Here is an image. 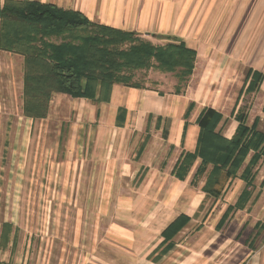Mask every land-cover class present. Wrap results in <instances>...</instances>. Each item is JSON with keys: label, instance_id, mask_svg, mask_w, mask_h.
<instances>
[{"label": "crops", "instance_id": "crops-1", "mask_svg": "<svg viewBox=\"0 0 264 264\" xmlns=\"http://www.w3.org/2000/svg\"><path fill=\"white\" fill-rule=\"evenodd\" d=\"M35 1L81 11L95 22L134 31L158 45L183 40L198 52L194 72L181 94L162 95L148 82H142L144 88L116 84L109 102L56 94L59 100L70 99L80 106L76 110L78 117L99 122L97 137L107 136L109 126L115 130L111 138L113 145L107 147L105 155L104 146L95 147L90 160H84L77 146V159L65 164L78 170L92 160L90 169L95 170L92 176L59 179V184L69 187L108 186L107 190L92 187L90 192L81 187L72 189L78 200L101 202L96 213L101 217L90 232L78 227L83 230L77 232L72 244L63 238L58 241L61 250L67 244L71 247L72 256L81 251L80 256L67 257L66 261L70 259L69 264H200L199 258L210 242L197 244V237L189 243L183 241L191 227H184L172 238L164 234L165 229L182 213L191 216L190 222L200 213L218 214L215 228L221 230L228 221L219 228L221 217L228 206L237 202L246 182L240 178L228 180L222 194L215 198L202 190L205 177L192 182L199 159L185 179L176 177L173 169L183 152H194L199 133L197 120L205 108L224 114L218 129L228 138L236 131L235 113L240 108L248 114L249 124L258 118V129L264 131V0ZM3 2L0 0V6ZM252 40L255 42L244 71L240 60ZM229 41H234L230 47ZM249 69L251 76L247 81ZM254 72L260 73V81L246 94ZM191 103L194 108L186 118ZM120 107L126 109L125 116L118 114ZM118 121H123V126H117ZM256 179L257 176L249 205L233 210L229 217L263 205L264 187L260 186L263 176L259 184ZM230 192L234 196L228 201ZM113 201L118 202L113 205ZM7 216L10 219L0 221V264H64L61 254L57 263L47 258L48 247L56 243L44 236L48 229L40 230V234L38 227L31 230L20 227L14 219L16 213ZM258 222L262 221L254 223L253 233ZM6 223L12 229L4 230ZM247 244L254 252L249 254L250 264L261 262L260 247L251 240Z\"/></svg>", "mask_w": 264, "mask_h": 264}, {"label": "trees", "instance_id": "trees-1", "mask_svg": "<svg viewBox=\"0 0 264 264\" xmlns=\"http://www.w3.org/2000/svg\"><path fill=\"white\" fill-rule=\"evenodd\" d=\"M0 49L23 56V114L34 120L48 116L55 94L109 102L116 84L144 88L137 78L143 70L175 74L178 81L174 93L181 94L194 72L198 54L183 40L158 45L134 31L95 22L81 11L35 0H4L0 6ZM260 78V73L254 72L246 92L256 88ZM193 108L191 103L186 118ZM118 114L125 116L126 109L120 107ZM223 117L211 107L201 112L196 148L183 152L173 169L176 177L185 179L199 159L192 182L205 177L202 190L215 198L228 180L246 182L237 202L221 217L219 228L233 210L245 208L251 199L256 168L264 158V131L258 129V118L249 124L248 115L240 108L235 113L236 131L228 138L218 129ZM123 124L117 122V126ZM190 221L191 216L182 213L164 234L172 238ZM6 226L9 224L3 225L4 230ZM255 228L251 242L256 244L263 237L264 222Z\"/></svg>", "mask_w": 264, "mask_h": 264}, {"label": "rangeland", "instance_id": "rangeland-1", "mask_svg": "<svg viewBox=\"0 0 264 264\" xmlns=\"http://www.w3.org/2000/svg\"><path fill=\"white\" fill-rule=\"evenodd\" d=\"M260 30L261 26L257 31ZM253 42L255 40L248 42L240 60L244 71ZM233 43L234 41H229L227 45L230 47ZM10 53L0 51V221L10 219L7 215L16 213L14 219L20 227L28 230L38 227L39 231L48 229L49 232L44 236L54 239L56 243L53 247H48L47 258L50 257L51 262L57 263L61 254L64 264H69L70 259L66 261L67 257L80 256L81 251L72 256L71 247L65 243V249L61 250L58 241L63 238L72 244L77 232L83 230L78 227L83 226L85 231L90 232L101 217L96 214L100 210L101 202L90 199L78 200L72 195V189L81 187L90 192L92 187L94 190L97 187L107 190L108 186L69 187L65 183L59 184V179L67 180L77 175L92 176L95 171L92 168L91 172L90 169L92 160L78 170L75 167H66L65 164H71L70 162L77 159L75 149L77 146L80 147L84 160H90L95 147L104 146L102 151L105 155L108 152L107 147L113 145L111 138L115 130L113 126H109L107 136L97 137L99 122H90L85 116L78 117L76 110L80 106L70 99L59 100L56 94L52 98L46 118L34 120L25 116L22 107L23 56ZM137 78L141 82H148L150 87L158 88L162 95L168 96L174 93L178 81L175 74L163 73L156 69L140 71ZM263 160L264 158L260 160L261 164L259 163V168H256L257 184L261 176H263L261 181L264 180V162H261ZM262 182L260 186L264 187ZM231 196H234L232 192L227 196L228 201L231 200ZM117 202L111 203L115 205ZM199 215L200 213L193 222L188 223L187 227L191 228L182 240L189 243L197 237V244L204 240L210 242V247L208 246L199 258L200 264H250L249 254L254 252L246 242L252 239L254 223L257 220L264 222V203L258 204L254 209L251 207L248 211L245 209L233 213L221 230L215 228L220 218L218 214ZM6 227L12 229V225ZM57 236L61 238L58 239ZM262 239H258L255 244L256 247H260L259 251L262 253L261 262L256 264H264Z\"/></svg>", "mask_w": 264, "mask_h": 264}]
</instances>
